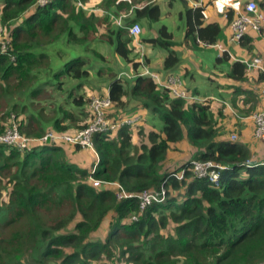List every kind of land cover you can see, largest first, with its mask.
Returning a JSON list of instances; mask_svg holds the SVG:
<instances>
[{"label":"trees","instance_id":"16d2710c","mask_svg":"<svg viewBox=\"0 0 264 264\" xmlns=\"http://www.w3.org/2000/svg\"><path fill=\"white\" fill-rule=\"evenodd\" d=\"M76 1L40 6L38 0H0V135L14 126L33 138L51 130L73 134L90 124L86 112L94 96L111 99L113 121L141 119L94 136L99 163L93 173L71 163L63 145L21 151L0 144V264L264 263V160L254 159L242 141L225 139L212 98L187 85L193 98H178L141 75L149 64L133 48L129 27L138 20L159 22L160 5L81 0L86 8H79ZM179 1L185 46L196 51L218 44L221 26L206 24L204 6L190 5L199 0ZM90 3L100 12L90 11ZM131 10L132 18L117 26L115 18ZM235 16L227 13L230 25ZM252 31L240 41L250 51ZM147 41L165 51L164 70L183 61L168 26ZM99 45L123 59L133 82L109 65L110 74L98 72L96 83L88 60L106 62ZM220 66L237 81L248 75L247 65L228 52L216 57ZM177 150H188L191 159L169 166ZM192 161L224 166L219 186L198 177ZM122 191L133 197L119 198ZM144 191L166 195L142 208ZM109 219L107 237L96 239Z\"/></svg>","mask_w":264,"mask_h":264},{"label":"crops","instance_id":"0c3cea01","mask_svg":"<svg viewBox=\"0 0 264 264\" xmlns=\"http://www.w3.org/2000/svg\"><path fill=\"white\" fill-rule=\"evenodd\" d=\"M100 1L101 0H92L93 4H98ZM118 1L130 3L139 0ZM141 1L144 2L143 5L157 3L160 5L162 11V18L157 23H150L146 20H138L137 23L141 26L142 31L136 39L132 37L134 39L133 48L136 47L137 50L143 52L145 60H147L149 64L148 69L157 72L159 75L161 73L166 53L161 48L150 44L147 40L157 37L159 27L166 25L173 32L174 40L177 44L175 49L183 59L181 64L176 67V69L167 72L172 73L171 76L179 77L183 81L184 85H187L188 88L193 92H197V94L202 97L213 99L212 110L215 114L214 116L219 122V126H227L226 131L223 129L224 136H228V138L225 139H231L229 137L231 134H234L233 130H235V128H240L239 130L241 132V136H244V133H248L249 131L252 133L254 131V122L252 117L255 112L259 111L262 107L261 99L254 91L255 88L260 86L262 82L261 78H259L261 75L260 72L255 69L247 68L248 75L244 81L231 79L227 76L228 68L226 66L215 67V59L220 53H222L220 50L214 47H208L206 49L195 51L185 46V25L183 21L178 18V14L183 8V5L179 0ZM199 1H202L201 6L205 7L206 24L216 22L221 26L222 31L225 30L224 36H221L220 40L218 41V45L225 46V48L228 50L227 52L232 58V61H240L245 63L246 61L257 56L262 57L264 60V29H261L262 31L260 30V32H250V38L252 39L251 44L253 46V50L251 51L242 47L240 42L231 40L232 30L227 19V13L234 11L236 14L238 11H242L245 7V4L250 0ZM254 1L259 3V5L262 2V11H264V0ZM93 4L90 3L88 6L90 11L100 12L99 9L93 7ZM190 5L193 6V2L190 1ZM138 6L139 5L134 3L132 7L136 9ZM133 15L134 12L131 10V15L128 13V17L131 19ZM134 54L137 56L135 52ZM112 59L115 62V68H127L122 61L123 59L116 53H114ZM128 70L129 69H127L126 73L130 74ZM141 114H144L145 116L146 112L142 111ZM139 118L141 119L140 115ZM252 137L254 140H256L253 135ZM136 141L137 139L135 138V142ZM245 144H247V142ZM249 144L248 147L252 150V144ZM261 144L264 145L263 143ZM65 150L69 161L71 163L77 164L82 169H90L93 172L99 163V157L97 153L90 149L89 151H77L72 147L65 146ZM253 152V157L257 158L260 156L261 159L264 160V153H260L261 155L257 156L255 151ZM186 158H188L187 160H189V158L191 159V157L188 156ZM113 185L118 186L117 184ZM109 221L106 226L107 235L109 232ZM104 228L105 227L103 226L100 231L104 230Z\"/></svg>","mask_w":264,"mask_h":264},{"label":"built area","instance_id":"2783aa9c","mask_svg":"<svg viewBox=\"0 0 264 264\" xmlns=\"http://www.w3.org/2000/svg\"><path fill=\"white\" fill-rule=\"evenodd\" d=\"M52 0H38L40 6H45ZM77 7L86 8V4L81 0H77ZM202 5V1L193 2L194 7ZM128 17V13L121 12L118 17L115 18L117 26L123 27L124 20ZM264 27V12L260 11L256 1L250 0L245 4L242 11H238L236 16L231 23L232 38L235 42H240L249 30L260 31ZM142 29L138 23L133 24L129 27V34L135 39L140 35ZM221 52H227L225 46L216 44L214 46ZM143 62V59H141ZM248 69H255L263 75V82L260 86L256 87V93L262 102V107L259 111L255 112L252 119L254 122L253 136L256 140L264 144V60L262 57H254L251 60L245 62ZM142 76H147L154 80L157 84L166 89L171 90L172 94L178 98L190 99L193 96L187 91L183 81L176 76H170L167 80L163 81L157 72L151 71L148 68H144L141 73ZM91 113L93 120L88 127L76 131L73 134H61L56 131H48L45 135L40 138H33L23 135L17 126L8 130L6 133L0 135V144L14 146L21 151L30 149L32 147H43L46 145H57V146H81L82 148H88L95 152L93 138L98 133H104L107 131H115L124 125L134 124L139 121V115L127 116L120 118L119 120H112L108 115V109L111 107V99L109 97L100 98L98 96L92 97L90 102ZM233 141H237L238 135L232 134ZM252 163V162H250ZM194 173L198 177H208L211 182L219 186L221 170L224 166L215 164L213 162H199L192 161ZM97 168V167H96ZM96 170V169H95ZM95 170L93 172H95ZM92 172V173H93ZM183 177V173L180 174L179 178ZM91 181L95 186L101 185L103 182L91 178ZM112 184V183H111ZM166 192H162V197L159 193L144 191L139 195L141 200L142 208H146L153 202H162ZM119 198L133 197L132 195L120 192ZM135 218V217H134ZM264 264V263H260Z\"/></svg>","mask_w":264,"mask_h":264},{"label":"rangeland","instance_id":"374dc122","mask_svg":"<svg viewBox=\"0 0 264 264\" xmlns=\"http://www.w3.org/2000/svg\"><path fill=\"white\" fill-rule=\"evenodd\" d=\"M0 28H2V27H0ZM224 31H223L222 37L224 36ZM3 36L5 37V35H4V33L2 32V29H1L0 30V37L3 38ZM99 48L101 50V53H104L106 55L105 56L104 54H102L103 56H105L106 62L105 63L98 62L97 61V58H93L91 60H88L89 61V67L91 68L92 71H97V72L94 73L95 76H97L99 73H101L102 76L108 75V74H110V68H107V67L109 65H114V67H115V62L112 60V55L109 52V47H106V46L104 47V45H99ZM116 69L118 70V77H121L122 79H127V80L133 82V80H134L133 77H131V75L129 73H126L127 68H116ZM167 71L168 70H164L163 68L161 70L160 78L163 81L167 80L168 77H170L172 75V73H168ZM101 74L95 78V81L98 84L100 83V79L99 78L101 77ZM96 93H100V92L97 91ZM86 113L89 114V116H90L89 122L91 123L92 120H93V115L91 113V107H90V105L87 107V112ZM79 123H80V121L75 122L74 123V126H78ZM226 128H227V126L224 125L225 131H226ZM239 129H236L235 128V130H233V132L238 135V139L237 140L239 142L240 141H242L244 143L247 142V144H246L247 146H248L249 143L252 144L251 148H252L253 151H255V153H256L257 156L258 155H261L260 153H264V145H262L260 142H258V141H256V140L253 139V137H252L253 132L251 133V131H249L248 133H244V136H241V132H240ZM231 136H232V134L230 135V137ZM137 143L138 142H136V144ZM69 147H73L74 148V146H69ZM76 150H78V149H76ZM179 150L181 151V149H179ZM185 152H186V150H182L181 153L178 150L175 151V152H172V154L170 155V158H169V164H171V165H169V166H174L179 159H185V157L187 155V154L185 155ZM253 158L255 159V157H253ZM257 159H258V157H257ZM101 185H99V186H101ZM108 221H107V223H108ZM107 223L104 225V227H105L104 230L100 231L97 234V236H96L97 238L96 239H99L101 241H104V239H105V237L107 235V227H106L107 226Z\"/></svg>","mask_w":264,"mask_h":264}]
</instances>
